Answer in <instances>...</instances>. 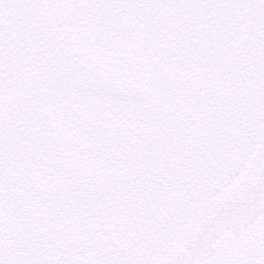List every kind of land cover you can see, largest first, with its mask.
<instances>
[{"label":"snow or ice","instance_id":"6c2138e0","mask_svg":"<svg viewBox=\"0 0 264 264\" xmlns=\"http://www.w3.org/2000/svg\"><path fill=\"white\" fill-rule=\"evenodd\" d=\"M0 264H264V0H0Z\"/></svg>","mask_w":264,"mask_h":264}]
</instances>
